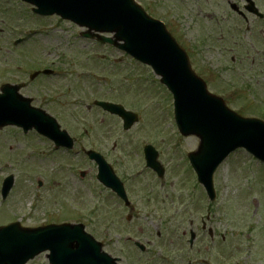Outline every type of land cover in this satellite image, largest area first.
I'll list each match as a JSON object with an SVG mask.
<instances>
[{
	"label": "rangeland",
	"instance_id": "374dc122",
	"mask_svg": "<svg viewBox=\"0 0 264 264\" xmlns=\"http://www.w3.org/2000/svg\"><path fill=\"white\" fill-rule=\"evenodd\" d=\"M30 8L19 0H0V85L27 80L26 63H38L33 69H53V78H39L22 94L36 98L34 104L57 118L75 139L76 148L71 156L52 154L54 147L49 141L3 128L0 190L9 175L15 177V185L7 201H1L0 194V226L16 219L29 228L50 220L82 223L103 243L105 251L121 258L122 264H167L146 261L148 255L142 256L126 241L127 236L148 247L146 241L156 240L159 228L166 242L160 252L166 255L169 239L177 240L188 230V222L195 220L199 225L201 218L209 217V226L219 233L215 248L199 236L202 251L189 259H184L181 251H171V264H264V165L243 151L231 156L214 176L217 200L210 203L202 186L190 187L196 185V176L186 159L197 149L199 140L178 135L172 97L150 70L116 49L82 39L84 30L74 24L57 17L40 18ZM19 38H26V43L16 50L12 42ZM190 52L191 64L210 92L225 98L231 110L264 120L260 111L263 82L255 71L246 70L245 61L234 58L232 62V56L213 52ZM95 100L124 105L138 114L140 121L124 132L122 122L97 109ZM115 144L117 150L112 152ZM148 144L159 150V160L168 169L167 178L164 186L149 174L137 179L143 181L133 193L141 220L133 227L121 226L120 214L111 209L105 214V207H113L115 200L97 185V166L79 151L93 149L109 161L118 154L122 175L130 176L143 163L142 147ZM82 171L87 172L85 177L80 175ZM39 181L42 188H38ZM179 195L198 201L193 214L186 215L188 222L176 217L187 213L181 211L183 207L161 213L147 201L159 196L169 210L170 198ZM29 264H48V260L42 255Z\"/></svg>",
	"mask_w": 264,
	"mask_h": 264
},
{
	"label": "water",
	"instance_id": "95a60500",
	"mask_svg": "<svg viewBox=\"0 0 264 264\" xmlns=\"http://www.w3.org/2000/svg\"><path fill=\"white\" fill-rule=\"evenodd\" d=\"M36 5L38 13L59 14L89 31L85 37L111 43L154 67L163 77L176 99V119L183 135L197 136L200 148L191 155L192 164L211 199H215L213 177L217 168L239 148H245L264 161V123L242 119L229 111L224 103L207 93L204 83L194 76L184 52L172 40L165 28L147 17L133 0H24ZM100 33H115L106 39ZM123 42V44H119ZM105 110L120 115L124 129L129 130L137 121L136 115L123 107L98 103ZM19 107L0 99V128L7 125L34 126L43 135L58 142L68 135L60 131L57 122L42 112L21 116ZM59 143V142H58ZM100 165L98 179L105 185H115V179L103 173L104 161L98 154L89 153ZM153 169L156 158L148 154ZM13 178L5 185L7 197ZM50 230V229H49ZM49 250L51 264H112L102 253L100 245L84 232L83 226H70L50 231H18L0 229V264H26L41 252Z\"/></svg>",
	"mask_w": 264,
	"mask_h": 264
},
{
	"label": "flooded vegetation",
	"instance_id": "af4514ba",
	"mask_svg": "<svg viewBox=\"0 0 264 264\" xmlns=\"http://www.w3.org/2000/svg\"><path fill=\"white\" fill-rule=\"evenodd\" d=\"M139 4L151 16L160 20L168 26L171 33L179 40L182 46L190 54L191 50L198 54H205L213 52L219 56L228 55L238 58L240 61H245L248 69L255 71L256 76L261 78L264 88V0H137ZM208 54V53H207ZM22 80L8 82L10 84H22ZM25 91L28 87L26 80L23 83ZM264 107V96L260 97ZM117 145L115 144L112 152H116ZM66 155L71 156L69 151H64ZM109 156L110 153H109ZM107 157V156H106ZM111 163L114 174L118 176L125 187L127 193L126 202L117 197L110 189L103 186L107 195H110L115 200L113 207H105V214L108 209H111L115 214H120L121 226H132L140 222L137 203L134 200V191L143 185V181L135 179L134 175L123 176L120 170V161L118 154ZM180 162V161H179ZM180 164V163H178ZM141 167V165H140ZM140 167L136 170L138 171ZM165 167V166H164ZM71 172L74 170H70ZM166 177L168 169L165 167ZM147 172V173H146ZM146 175H152L155 183L164 186V179L158 178L153 170L146 169ZM197 199V198H196ZM151 202L152 209H157L161 213H166V210L181 211L192 210L198 203L195 198H190L183 195L174 196L170 198V205L172 209H166L163 204L165 202L157 197L148 198ZM104 213V210H103ZM126 218H125V216ZM184 215V214H183ZM183 215L176 216L178 221H186ZM148 219V218H147ZM146 219V220H147ZM172 221V219L170 220ZM201 219L200 225L196 224L195 220L188 222V230H183L180 238L169 239V247L167 253L162 254L160 248L166 246L164 242V234H161L159 228L155 234L156 240L146 241L145 251L142 256H147L146 261H159L167 263L171 259L170 252H180L184 259H189L192 254H199L202 251L198 238L204 236L209 243L215 248L216 239H218V232L214 228H210ZM208 221V220H207ZM108 222V221H107ZM124 223V224H123ZM170 223V222H169ZM163 225V223H161ZM168 224V223H167ZM111 224L110 226H114ZM197 227V230H196ZM109 225L106 227L108 232ZM168 229V228H167ZM142 234V232H141ZM194 236V241L191 243V236ZM132 236V235H131ZM127 236L126 241L135 244L134 236ZM120 238V237H118ZM218 241V240H217ZM181 246V248H179ZM106 247V246H105ZM156 248L154 250L153 248ZM163 255V256H162Z\"/></svg>",
	"mask_w": 264,
	"mask_h": 264
}]
</instances>
